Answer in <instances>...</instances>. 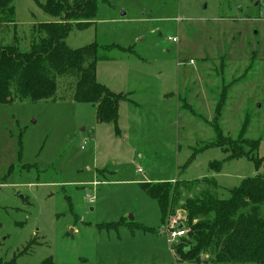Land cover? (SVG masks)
<instances>
[{
    "label": "rangeland",
    "instance_id": "374dc122",
    "mask_svg": "<svg viewBox=\"0 0 264 264\" xmlns=\"http://www.w3.org/2000/svg\"><path fill=\"white\" fill-rule=\"evenodd\" d=\"M96 6L88 28L69 25L65 46L95 43L97 84L127 97L116 125L98 122L94 105L72 100L73 78L57 79L47 100L13 95L0 105V259L212 264L176 249L192 245L183 205L208 193L228 199L243 179L264 177V0ZM13 9L0 40L25 52L45 36L37 24L60 20L33 0H14ZM223 160L218 173L210 171ZM152 179L187 182L178 201L168 200L163 221L138 185L160 183ZM176 221L185 235L168 244Z\"/></svg>",
    "mask_w": 264,
    "mask_h": 264
},
{
    "label": "trees",
    "instance_id": "16d2710c",
    "mask_svg": "<svg viewBox=\"0 0 264 264\" xmlns=\"http://www.w3.org/2000/svg\"><path fill=\"white\" fill-rule=\"evenodd\" d=\"M13 1L0 0V30L15 20ZM33 1L44 13L60 20L37 24L35 32L45 36L26 52L19 50L14 42L5 44L0 40V105L8 102V98L11 100L13 95L21 101L47 100L53 97L57 79L73 78L76 86L72 100L94 105L98 122L116 125L118 104L127 95L111 93L97 84L98 47L92 43L72 50L64 43L71 23L78 29H85L95 20L96 0H71L70 4L69 0H46L45 4ZM217 111L220 112V106ZM213 129L219 142L222 134L217 125L214 124ZM236 158L239 157L230 156V159ZM225 161L217 162L213 167L210 163V171L218 173ZM184 183L187 182L138 185L147 197L157 202L163 221L168 200L178 201L179 190L186 187ZM229 193L230 197L225 200L208 193L184 202L192 245L177 246L176 249L188 261L200 263L202 256H209L212 264H264V177L245 178ZM0 264L15 263L0 259ZM43 264L53 263L46 260Z\"/></svg>",
    "mask_w": 264,
    "mask_h": 264
},
{
    "label": "built area",
    "instance_id": "2783aa9c",
    "mask_svg": "<svg viewBox=\"0 0 264 264\" xmlns=\"http://www.w3.org/2000/svg\"><path fill=\"white\" fill-rule=\"evenodd\" d=\"M171 41L176 42V39H171ZM174 223H176L177 226L181 225L182 227H181V229H178V227H174V226L172 227V229H175V230L170 231L168 233V235H167V243L168 244H172L175 239L182 238L185 235L183 224L177 223V221Z\"/></svg>",
    "mask_w": 264,
    "mask_h": 264
},
{
    "label": "crops",
    "instance_id": "0c3cea01",
    "mask_svg": "<svg viewBox=\"0 0 264 264\" xmlns=\"http://www.w3.org/2000/svg\"><path fill=\"white\" fill-rule=\"evenodd\" d=\"M173 39H175V38H173ZM172 42V41H171ZM164 97H165V95H164ZM136 105V104H135ZM155 181H157V182H161V181H171V180H163V179H160V180H154V179H152L151 180V182H155ZM149 182V181H148ZM166 241H167V238H166Z\"/></svg>",
    "mask_w": 264,
    "mask_h": 264
},
{
    "label": "water",
    "instance_id": "95a60500",
    "mask_svg": "<svg viewBox=\"0 0 264 264\" xmlns=\"http://www.w3.org/2000/svg\"><path fill=\"white\" fill-rule=\"evenodd\" d=\"M129 221H132V218H129ZM181 227H182L181 225H178V229H181ZM203 259H204V256L201 257V260Z\"/></svg>",
    "mask_w": 264,
    "mask_h": 264
}]
</instances>
